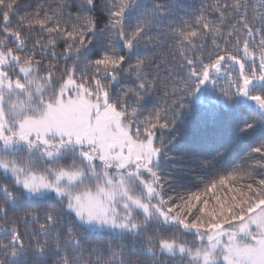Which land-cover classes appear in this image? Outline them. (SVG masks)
<instances>
[{"label":"snow or ice","instance_id":"1","mask_svg":"<svg viewBox=\"0 0 264 264\" xmlns=\"http://www.w3.org/2000/svg\"><path fill=\"white\" fill-rule=\"evenodd\" d=\"M0 264H264V0H0Z\"/></svg>","mask_w":264,"mask_h":264},{"label":"trees","instance_id":"2","mask_svg":"<svg viewBox=\"0 0 264 264\" xmlns=\"http://www.w3.org/2000/svg\"><path fill=\"white\" fill-rule=\"evenodd\" d=\"M185 2L188 3V4H193V3L198 4L200 2V0H185ZM199 122H200L199 119H197L196 120V123L199 124ZM235 155H236L235 152L230 153L229 154V159L233 158Z\"/></svg>","mask_w":264,"mask_h":264}]
</instances>
